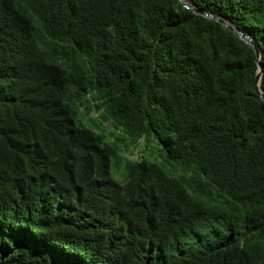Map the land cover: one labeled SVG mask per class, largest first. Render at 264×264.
<instances>
[{"label":"trees","instance_id":"obj_1","mask_svg":"<svg viewBox=\"0 0 264 264\" xmlns=\"http://www.w3.org/2000/svg\"><path fill=\"white\" fill-rule=\"evenodd\" d=\"M187 1L264 91V0ZM254 72L178 0H0V264H264Z\"/></svg>","mask_w":264,"mask_h":264},{"label":"water","instance_id":"obj_2","mask_svg":"<svg viewBox=\"0 0 264 264\" xmlns=\"http://www.w3.org/2000/svg\"><path fill=\"white\" fill-rule=\"evenodd\" d=\"M178 2L181 4V6L189 9L193 13L202 15L206 18L212 19L219 24H221L223 27L231 31L237 38L242 40L245 44H247L253 51L254 54V62H255V72H254V79H253V89L256 92L258 98L264 101V91L260 88V77L262 74V64L260 61L261 56V50L258 46L257 41L254 39L251 34H249L247 31H244L242 29H239L235 27L233 24H231L228 20L224 19L223 17L212 13L210 11H206L203 9H200L196 7L195 5H192L187 0H178Z\"/></svg>","mask_w":264,"mask_h":264},{"label":"rangeland","instance_id":"obj_3","mask_svg":"<svg viewBox=\"0 0 264 264\" xmlns=\"http://www.w3.org/2000/svg\"><path fill=\"white\" fill-rule=\"evenodd\" d=\"M100 110H91L88 115L91 116H95L92 118V120L94 121V123H98L101 126H106V129H103L104 132L106 133L108 139H113L114 135H120L122 136V138H124V140H126V136L123 135L120 131H117V129H113L112 126H109L107 122V109L106 107H104L101 110V115L99 116ZM87 116L84 115L82 120L80 117H77V120L82 123L84 126L90 127L89 121L86 118ZM91 118V117H90ZM141 144V139H139V142H137V144L132 148L131 152L126 153L129 157H133V158H140L141 157V152H140V146ZM156 151L160 152L161 157L163 158V153L161 151V149L159 148V145L156 144V146H154L153 150H152V155H147L148 159L156 162L157 164H159L160 166H162L164 169L166 170H170L171 171H175V173H179V172H185L186 171V166H170L168 165V161H166L164 158L163 160L160 158V156L156 153ZM178 167V168H177Z\"/></svg>","mask_w":264,"mask_h":264}]
</instances>
